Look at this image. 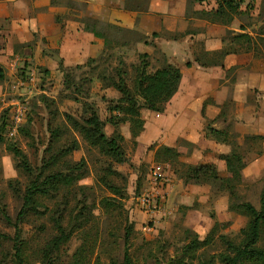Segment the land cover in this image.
Listing matches in <instances>:
<instances>
[{
  "label": "rangeland",
  "instance_id": "obj_1",
  "mask_svg": "<svg viewBox=\"0 0 264 264\" xmlns=\"http://www.w3.org/2000/svg\"><path fill=\"white\" fill-rule=\"evenodd\" d=\"M184 1L186 0H175L174 7L179 9ZM261 1L244 0L241 10L248 12L237 18L229 27H198L187 18L190 22L186 28L179 27L176 33L169 30L174 29L173 25L165 31L163 27L158 33H145L151 44L155 46L156 42H159L158 45H161L150 57L147 72H154L173 59L177 66L185 70L182 81L183 95L193 97V100L190 101L187 111L176 115L177 122L173 125L164 124V118L152 120V115L155 117V114L142 108L144 129L137 138L132 132H139V129L135 127L133 130L130 121L118 120L117 126L107 124L104 132L108 138H117L122 160L91 146L83 136L67 125L63 114L68 113L82 122L90 117L89 111L94 107L105 122H108L111 116L127 119V116H118L117 113L111 115L108 107L110 104H117L116 99L103 102L102 93L98 88L93 96L91 95L94 82L100 79L103 85L110 84L112 80H117L119 71L124 73L127 85L135 90L142 65L146 63L142 58H138L136 52H123L121 48L116 47L113 52L107 53L106 58L98 59L75 71L72 79L76 85H83V97L71 86L68 87V92L61 91L58 87L53 89L56 81L49 82L46 79H37L36 85L28 88L18 83L17 87L9 86V90L3 89L0 92V125L10 124L15 129L13 135L3 132L5 143L0 145V233L5 236H0V264H14L15 260L13 239L22 200L16 196L13 187L15 185L18 190L23 189L31 180L24 170L18 167L20 160L7 149L10 144L26 155L30 167L36 173L46 170V177L51 171H67L74 168L73 177H82L72 181L74 190L71 191V196L65 197L66 191L60 190L54 198L40 199L41 212L31 214L19 223L25 264H42L41 257L45 245L57 234L52 213L58 205L65 209L63 203H68L67 210L84 213L90 222L85 232L74 231L71 240L62 245L56 253L59 260L55 264H71L75 252L80 247H83L84 264H112L114 260L122 263L127 227L131 230L130 254L135 264H169L172 259L182 260L184 247L196 237L200 241L206 240L216 223L218 231L214 235V241L197 250L195 258L189 259L185 256L186 264H200L202 260L222 252L225 247L218 238L219 235L239 242L240 231L247 226L249 219L230 211L229 205L235 202H249L258 210L264 209V141L247 138L264 135V83L259 80L263 85L257 86L253 80L257 72L264 73V45H259L260 52L257 55H254V52H241L226 56L223 60L224 67L202 68L194 59L200 57L202 62L208 63L216 57L214 53L223 48L236 50L240 40L234 37L242 33L239 29L241 24L247 27L246 33L251 34L260 43L259 37L264 39V19L259 16ZM127 2L134 11L142 13V16H161L158 13H145L149 5L146 0ZM214 2L205 0L200 5L212 10L216 5ZM197 4L199 3L188 0L190 17ZM186 29L195 30L199 34L184 35ZM182 37L188 39L185 46L177 42ZM165 40L170 42L166 52L161 49ZM219 43L222 45L217 48ZM188 61H191L193 69L186 66ZM42 89H45L47 94H43ZM74 94L80 98L89 97L90 101L76 103ZM99 102L101 103L98 107ZM202 108L203 116L200 113ZM55 110H58V114L51 115ZM16 116L21 117L19 124L14 123L13 118ZM155 119H160L159 115ZM150 121L153 122L151 127L145 129L146 122ZM50 123L61 128L63 132L54 146V152L58 153L64 146H69L70 141L74 139L80 145L78 150L60 159L52 170L46 169V162L50 157L47 152ZM208 123L217 130L227 131L229 141L220 143L207 138ZM171 141L175 142V149L180 151L177 163L167 160L163 153L157 155V150ZM232 150H237L246 163L242 171V182L236 189L238 198H232L223 186L211 183L196 184L182 177L183 165L209 164L218 170L222 178H228L230 174L220 157ZM80 162L84 164L78 168ZM156 164L162 165L167 172L166 182L160 189L151 185L154 173L152 168ZM110 184L119 187L125 195L116 207L115 204H103L106 199L112 197H116L117 201L120 199L112 192ZM157 190L162 193L161 197L155 198L159 200L157 205L160 206L157 209L159 218L155 219L154 214L157 212L148 213L149 211L144 210L139 198L150 191L157 195ZM119 204L122 205L121 208ZM6 215L10 217L11 223L6 221ZM259 245L264 247V232Z\"/></svg>",
  "mask_w": 264,
  "mask_h": 264
},
{
  "label": "trees",
  "instance_id": "obj_2",
  "mask_svg": "<svg viewBox=\"0 0 264 264\" xmlns=\"http://www.w3.org/2000/svg\"><path fill=\"white\" fill-rule=\"evenodd\" d=\"M213 1H215L214 4L216 3V5L212 10L195 12V15L200 19L209 21L210 23L229 27L237 18L242 17L248 12H242L241 10V4L244 0ZM191 2L203 4L205 0H191ZM126 8H131L127 0ZM259 16L262 20L264 19V0L261 1V12ZM239 29L242 33H239L234 37V39L240 40L239 47L236 50L223 48L220 51L215 52L214 54L216 57L208 63L202 62L200 57L195 59L196 63H198L202 68L224 67L223 60L228 55L238 54L241 52H254V55H257L260 52L258 48L259 45H264V39L259 37L260 43L257 42L251 34L246 33L247 27L243 24L240 25ZM147 57L148 55L145 54L141 56L144 61H146ZM93 62H96V60L92 59L88 64ZM186 66L190 68L192 67V64L187 63ZM142 68L143 69L138 75L136 81L135 90H132L127 85L124 80V73L121 71L118 73L117 80H112L110 84H104V87H113L120 94V98L116 100L117 104H110L111 106L109 105L108 107L111 115L117 113L118 116H127V119H119V117L114 118L111 116V119H109L108 122H105L100 118L99 112L94 107L89 111V113H91L90 117L88 116L82 122L68 113L63 114L67 125H69L74 132L83 136V138L88 141L91 146L98 147L101 151L113 156V158H116L117 160L123 159L122 153L120 152V145L116 137H107L104 132L106 125L111 124L117 126L119 124L118 120H121L120 122L130 121L133 130L135 127H138L139 129V132L134 130L132 135L136 138L139 137L140 131L144 129L145 122L141 118L142 108L156 113H164L167 104L178 93L182 82L183 73L181 68L177 65L166 63L164 67L150 73L147 72L149 63L146 61V63H143ZM6 78V71L2 66H0V85L5 82ZM22 79L25 80V76H23ZM67 81L72 88H76L75 92L81 94L80 96L83 95L82 84L76 85L72 78L67 79ZM109 82L110 80L108 83ZM27 108L30 109L29 104H27ZM55 111H53L55 113L51 112L50 114H58V110ZM11 129L12 125L10 126V124L7 125L6 123H3L0 125V145L5 143L3 132L5 131L9 134ZM48 132L50 133V141L47 152L50 154V157L46 162V169L52 170L60 159L68 157L72 154V152L78 150L80 145L79 142L74 139L70 141L69 146H64L58 153L54 152V146L62 137L63 132L61 128L54 127L51 123L48 126ZM206 137L212 138L220 143H227L229 141L227 131L217 130L210 123H208L206 127ZM247 138L264 141V135L248 136ZM7 149L13 153L18 160H20L18 167L22 168L31 178L23 189L18 190L15 185L13 187L16 196L18 195L22 200V206L17 214L15 223L16 235L13 239L15 250L13 258L15 259L14 264H25L23 259V240L19 235V223H22L31 214H39L41 212L40 199L54 198V195H57L60 190L66 191L65 197L71 196L70 193L74 190V187L71 185L72 181L80 180L82 177H73L74 168L67 171H51V173L45 177L46 170L43 172L40 170L39 173H36L30 167L26 155L18 147L10 144L7 145ZM159 153H163L167 156V160H171L176 163L177 158L180 155L175 148L169 146H161L157 150L158 156ZM220 158L225 162L226 170L230 174L228 178H222L218 170L209 164L196 166L183 165L184 174L182 177L186 181L195 182L196 184L211 183L219 187L223 186L225 187V190L229 191L232 198H238L236 189L242 182V171L246 167L244 157H242L237 150H232L230 153L222 155ZM83 164L84 162H80L77 167L80 168ZM114 174H116V171H114ZM42 176H44V178ZM10 184L13 186L12 182ZM109 186L112 189V192L115 195H118L120 199L117 201L116 197H112L111 199H106L103 204L104 206L115 204L114 206L116 207L117 203L122 202L121 200L124 199L125 195L119 187L111 184ZM140 187L141 183L139 184V188ZM113 201L115 203H112ZM63 204L65 209H61L60 205H58L52 213V221L57 234L45 245L42 252L43 255L41 257L42 264H55L57 260H59L58 257L56 258V253L61 249L62 245L67 244L71 240L74 231L76 232V230H79V232H85L86 226L88 222H90L84 213L67 210L66 206L68 203ZM118 206L119 208L122 207L120 204ZM229 210L244 215L249 219L247 226L240 231L239 242H234L224 235H219L218 238L222 241L225 249L210 258L202 260L200 264H264V247L259 245L264 232V209L258 210L249 202H235L229 205ZM5 219L7 222L11 223L9 216L6 215ZM217 227L218 224L216 223L206 240L200 241L197 237L193 239L184 247L182 260L172 259L169 264H186L184 258L185 256H188L189 259L191 257L195 258L197 250L214 241V235L218 231ZM130 232V227H127L124 237L125 249L123 262L117 263L114 260L112 261V264H135L130 254ZM0 236L5 237L1 233ZM82 251L83 247L77 249L71 264H84Z\"/></svg>",
  "mask_w": 264,
  "mask_h": 264
},
{
  "label": "crops",
  "instance_id": "obj_3",
  "mask_svg": "<svg viewBox=\"0 0 264 264\" xmlns=\"http://www.w3.org/2000/svg\"><path fill=\"white\" fill-rule=\"evenodd\" d=\"M147 1L149 5L145 13H158L160 17L142 16V13L131 8L127 9L126 0H0V66L5 69L7 76L5 82L0 85V92L3 89L9 90V86L17 87L18 83L28 88L36 85L37 79L56 81L53 89L58 87L61 91L68 92L70 85L67 79L74 77L73 73L79 70L78 67H86L92 59L106 58L107 53L113 52L116 47L121 48L123 52H136L140 59L142 55H148L146 61L149 63L150 57L160 49L161 45H158L159 42H156L155 46L151 44L145 33H158L163 27L165 31L171 25L174 29L169 30L176 33L177 28H186L189 20L198 27L212 25L224 27L198 18L195 12L207 10L200 4L194 6L195 9L190 17L188 0L184 1L179 9L174 7L175 0ZM170 22L173 24H169ZM124 32L127 35L125 37ZM183 34L199 33L186 29ZM185 38L182 37L177 42L185 46L188 43V39ZM169 44L170 42L165 40L162 51L164 49L166 52ZM221 45L219 43L217 48ZM170 60L166 63L176 65L173 59ZM181 70L184 77L185 70ZM22 75L25 76V80L22 79ZM98 80L100 82L96 81L93 84L91 96L98 88L102 93V101L109 102L120 98L116 89L106 88L103 82ZM253 80L257 86L262 84L261 81L264 83V73L257 72ZM182 86L181 82L178 93L167 104L164 113L152 112L155 114V117L151 114L152 120L158 121L164 118V124L173 125L177 122L176 115L188 110L193 97L184 96ZM41 92L47 94L45 89ZM74 95L76 103L90 101L89 97L85 99ZM85 106L87 107L88 104ZM200 113L203 116V108ZM158 115L160 119H155ZM152 123L146 122L145 129L150 128ZM174 143L171 141L167 146L176 148ZM158 213L154 214L155 219L159 218Z\"/></svg>",
  "mask_w": 264,
  "mask_h": 264
},
{
  "label": "built area",
  "instance_id": "obj_4",
  "mask_svg": "<svg viewBox=\"0 0 264 264\" xmlns=\"http://www.w3.org/2000/svg\"><path fill=\"white\" fill-rule=\"evenodd\" d=\"M26 112V111H25ZM21 117L20 116H16V118L14 117V123L15 124H19L21 121H19ZM15 129L12 127V129L10 130V134L13 135L14 134ZM153 170V178L151 179L152 182V186L157 187L158 189L163 188L164 183L166 182V178H167V172L166 169L159 164L154 165V167L152 168ZM161 191L157 190V195H154V193L152 191H150V193L145 192V194H143L140 198H139V203L141 204V206L143 207L144 210L149 211L148 213H153V212H157V209L160 207L157 205V203L159 202V200H156L155 198H159L161 197Z\"/></svg>",
  "mask_w": 264,
  "mask_h": 264
}]
</instances>
